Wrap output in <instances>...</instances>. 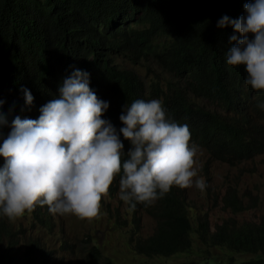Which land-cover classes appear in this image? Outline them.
<instances>
[{
  "label": "trees",
  "instance_id": "1",
  "mask_svg": "<svg viewBox=\"0 0 264 264\" xmlns=\"http://www.w3.org/2000/svg\"><path fill=\"white\" fill-rule=\"evenodd\" d=\"M245 2L0 0V111L8 122L3 136L16 116L37 119L40 107L58 97L63 79L80 69L90 74L89 86L97 97L109 102L102 118L117 131L123 126L119 116L125 104L160 99L167 116L186 124L191 143L210 159L230 166L256 157L264 161V108L258 107L264 104V92L244 84L243 66L226 64L229 37L240 34L230 25L217 27L225 15H244ZM116 56L141 65L152 75L151 82L145 84L133 70L116 64ZM21 89L30 90L32 105L25 106ZM120 139L127 153L130 142L122 135ZM113 189L111 185L109 194ZM228 201L240 210L234 193ZM196 203L184 189L173 187L151 205L137 204L123 216L110 212V218L122 224L128 219L125 243L145 258L182 254L187 260L173 264H264V213L255 221L225 219L211 227L206 215L197 213ZM141 212L154 222L146 235L140 233ZM31 213L49 226L45 206ZM8 222L0 213V264H70L54 259L35 237L15 242ZM209 249L250 257L223 261ZM89 252L97 255L95 264H114L94 245Z\"/></svg>",
  "mask_w": 264,
  "mask_h": 264
},
{
  "label": "clouds",
  "instance_id": "2",
  "mask_svg": "<svg viewBox=\"0 0 264 264\" xmlns=\"http://www.w3.org/2000/svg\"><path fill=\"white\" fill-rule=\"evenodd\" d=\"M244 13L217 22L218 28L230 25L240 34L229 37L226 64L243 66L244 84L264 92V0H246ZM89 77L74 70L60 84L58 97L40 107L37 119L16 116L6 137L2 129L8 122L0 111V213L10 221L37 206H45L46 214L48 207L53 214L96 219L118 176L119 199L129 211L151 205L173 187L205 190L201 151L191 143L186 124L171 120L160 99H137L123 106L117 131L102 118L109 102L97 97ZM21 91L25 106L32 105L30 90ZM3 103L0 99V109ZM121 135L130 142L127 153Z\"/></svg>",
  "mask_w": 264,
  "mask_h": 264
},
{
  "label": "rangeland",
  "instance_id": "3",
  "mask_svg": "<svg viewBox=\"0 0 264 264\" xmlns=\"http://www.w3.org/2000/svg\"><path fill=\"white\" fill-rule=\"evenodd\" d=\"M116 64L133 70L145 84L151 82L152 75L145 69L125 58L115 57ZM198 157L200 163L199 175L204 177L206 188L203 192L194 186L184 191L197 205V213H204L211 227L222 220L255 221L264 213V161L258 157L250 161H243L234 166L224 162L214 161L200 148ZM112 194L102 198L100 216L91 221L81 220L74 215L53 214L47 207L46 216L50 221L49 228L37 222L32 213L8 222L10 234L18 244L35 237L52 253L54 259L61 258L70 264L82 262L95 264L97 255L89 252L94 245L99 255L106 256L114 264H173L187 260V255L178 254L169 258H145L135 254L125 243L128 219L115 223L110 218L117 213L120 216L129 213V205L119 199V176L112 184ZM235 194L240 203V210L236 211L228 201L229 194ZM243 209V210H242ZM140 233L146 235L152 232L154 222L144 212L140 215ZM193 244L199 246L194 234L191 235ZM212 255L221 260L232 257L240 261L250 257L247 253H226L217 249H209ZM224 252V253H223Z\"/></svg>",
  "mask_w": 264,
  "mask_h": 264
}]
</instances>
